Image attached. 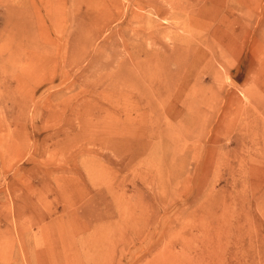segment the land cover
<instances>
[{
  "label": "rangeland",
  "instance_id": "374dc122",
  "mask_svg": "<svg viewBox=\"0 0 264 264\" xmlns=\"http://www.w3.org/2000/svg\"><path fill=\"white\" fill-rule=\"evenodd\" d=\"M168 1L225 2L0 0L20 38L0 69V264H264V0L219 11L242 46L221 55L204 18L173 44ZM175 50L196 91L179 113L160 93Z\"/></svg>",
  "mask_w": 264,
  "mask_h": 264
},
{
  "label": "bare ground",
  "instance_id": "6f19581e",
  "mask_svg": "<svg viewBox=\"0 0 264 264\" xmlns=\"http://www.w3.org/2000/svg\"><path fill=\"white\" fill-rule=\"evenodd\" d=\"M170 7H171V10H172V15H173V18L177 19V22L175 21V23H177V26L178 28L184 30L183 32H186L187 34L185 35H176L174 36L172 39H173V44H184V43H193L194 40H200V31H198L197 29H195L196 27H198V22L199 19H208L209 21L213 22L211 24V29L209 28L210 32H212L211 34L214 36V38L216 39V45L217 47H221V51L219 50V55L221 54H224L226 52H229V51H232V50H237V51H240L242 46H241V42H240V39L239 38H230L228 39L226 42L224 41H220L218 40L217 38V35H221L219 33V30L216 28L218 27L219 25H222L224 23V20H225V17L223 19H220L218 21H216V16L217 14H219V11L222 9V10H226L228 9V7L230 6H233V7H237L238 9H240L241 11V6H242V0H230V1H226L225 2H220V1H217L218 5L215 6V8L213 7V9H208V8H202L200 10H197V12H193L192 10H189V7L188 6H183L181 7V4L180 3H177V2H174V1H168ZM197 3V2H196ZM199 4V3H198ZM232 7V8H233ZM181 9V10H180ZM241 16V14H240ZM237 20V24L238 26L240 27L239 25V22H240V19H239V16L238 18H236ZM207 21V20H206ZM22 25V21L19 19V17L17 16V18L15 19V21L12 23V26L11 27H14L15 29H17L18 27H21ZM176 25V24H175ZM209 26V25H208ZM207 28V29H208ZM226 28L228 29L229 28V25L226 26ZM20 29V28H19ZM205 29V28H204ZM3 30H4V34H0V37L2 38V44H0V69H6L5 67L6 64L8 63V59H14L12 58V54H9V51L10 49H8L10 47V44L13 43L15 49L17 50L18 47H19V42H20V38H19V33H13L11 35V31H9L10 29L7 28L6 26L3 27ZM197 30V31H196ZM202 30V29H201ZM206 30V29H205ZM203 31V30H202ZM208 31V30H207ZM218 32V34H217ZM239 33H241V31H239ZM11 35V36H10ZM202 35V34H201ZM4 36V37H2ZM203 36V35H202ZM4 42H7V43H4ZM194 45L196 44V42L193 43ZM191 44V45H193ZM193 45V46H194ZM176 47V46H175ZM214 49V48H213ZM15 50V53L13 52V54H17L18 52H16ZM13 51V50H12ZM214 52V51H213ZM236 52V51H235ZM237 53V52H236ZM4 54H8V58L5 59V58H2L1 56L4 55ZM210 54V52H209ZM238 54V53H237ZM193 55L192 53L190 54V52H186V51H181V50H175V51H172V54H171V60L176 64V68L174 70V72L170 71L166 66H163L160 73L161 74V80L164 78L165 80V85L164 87L162 88V90L160 91V93H162L161 95L164 96V97H167L169 98L170 100V104L167 105L166 107H164L167 111L169 112H172V111H179L178 110V107L176 106L175 102L177 103L178 100L180 99V97L182 95H186V94H189V93H194L195 90H193V86H191V83L190 85L188 84V80L185 76V74H189L191 75L192 73V69H184L183 66H182V62H183V59L184 58H190V56ZM211 55V54H210ZM225 55H223L224 57ZM232 57V56H231ZM17 58V57H16ZM222 58V57H221ZM226 59V57H225ZM16 60V59H15ZM185 60V59H184ZM190 61L194 62L192 59H189ZM231 60V59H230ZM7 62V63H6ZM228 62V61H226ZM225 63V61H224ZM229 63V62H228ZM224 65H227V64H224ZM222 65L224 68L225 66ZM8 66H10V64L8 63ZM191 67H193L192 65H190ZM17 68V67H16ZM227 69V68H226ZM13 71V70H12ZM19 69L16 70L17 73H14L13 76H14V80H16V82L18 83L20 81V76L18 73ZM14 72V71H13ZM153 73V71H152ZM3 75V74H2ZM0 74V76H2ZM6 77V75L4 76ZM10 78V77H9ZM153 79L154 78H157V76H153L152 77ZM6 80V79H5ZM12 80V79H11ZM3 82V80L1 81ZM0 82V83H1ZM9 82V81H8ZM13 83V82H12ZM125 83V82H123ZM5 84V83H3ZM19 85V84H17ZM16 85V88L18 89L19 86ZM5 86H8L9 85H5ZM160 86V85H159ZM23 88V87H22ZM9 89V88H8ZM125 89V88H124ZM123 89V90H124ZM127 90V89H126ZM10 91V89H9ZM15 91V90H14ZM125 91V90H124ZM135 92V90L133 91ZM196 92V91H195ZM9 93V92H8ZM137 93H143V91H139ZM7 96V95H6ZM5 97V96H4ZM186 97V96H185ZM194 97V96H193ZM166 100V99H165ZM171 100H173V103L171 102ZM182 100V99H181ZM185 101V100H184ZM164 105V104H163ZM160 106V104L158 105ZM259 106L262 108V103L260 102L259 103ZM191 106H188L187 108H190ZM155 108V107H154ZM161 107H159L160 109ZM162 109V108H161ZM181 109V108H180ZM157 110V109H156ZM164 112V111H163ZM166 112V111H165ZM182 112V111H181ZM168 114V113H167ZM262 114H264V110H262ZM152 128V127H151ZM154 128V127H153ZM262 128V127H261ZM151 130V129H150ZM148 135V134H147ZM151 135V134H150ZM144 144H140L138 143L136 145V148L139 150V148H143L144 149ZM148 149V148H147ZM145 150V149H144ZM259 154V153H258ZM133 215V214H132ZM131 215H128L127 217H129ZM216 216V215H215ZM133 218V217H132ZM212 218V217H211ZM219 218V217H218ZM221 218V217H220ZM219 220V219H218ZM132 221V220H131ZM208 221H212V219H208ZM220 221V220H219ZM212 224V223H211ZM221 231V230H220ZM203 233V232H202ZM212 234V233H211ZM208 233V235H211ZM215 234V233H214ZM194 236V235H192ZM199 238V237H198ZM204 240V239H203ZM189 243V242H188ZM187 243V245H188ZM212 243V242H211ZM208 244V246L204 243H202V246H206V248L212 250V244ZM216 243V241H215ZM219 243V242H218ZM198 244V243H197ZM201 244V243H200ZM217 244V243H216ZM183 246V245H182ZM221 246V245H220ZM187 247V246H186ZM195 247H197L196 245H194V247H192L191 249H195ZM184 248V247H183ZM205 247H203V250H204ZM223 248V247H222ZM218 249V248H217ZM221 250V248H219ZM217 251V250H216ZM175 252V251H174ZM194 252V251H193ZM206 252V250H205ZM204 252V253H205ZM219 252V251H217ZM207 253V252H206ZM215 254V253H214ZM64 255V254H63ZM172 256V255H171ZM176 256V255H175ZM202 257V255H201ZM72 258V257H71ZM168 259V258H167ZM166 259V260H167ZM171 259V258H170ZM193 259V257H192ZM169 260V259H168ZM215 260V259H214ZM219 260V259H217ZM201 261V260H200ZM205 261V260H204ZM214 262H217V261H214ZM201 263V262H200ZM77 264V263H76ZM166 264V263H165ZM193 264V263H191ZM195 264V263H194ZM202 264V263H201ZM212 264V263H211Z\"/></svg>",
  "mask_w": 264,
  "mask_h": 264
}]
</instances>
